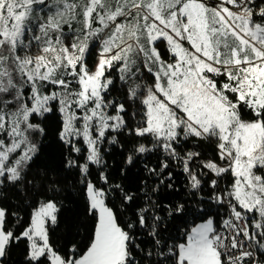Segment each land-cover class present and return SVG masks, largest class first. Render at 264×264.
<instances>
[{
  "label": "snow or ice",
  "instance_id": "obj_1",
  "mask_svg": "<svg viewBox=\"0 0 264 264\" xmlns=\"http://www.w3.org/2000/svg\"><path fill=\"white\" fill-rule=\"evenodd\" d=\"M0 264H264V0H0Z\"/></svg>",
  "mask_w": 264,
  "mask_h": 264
},
{
  "label": "trees",
  "instance_id": "obj_2",
  "mask_svg": "<svg viewBox=\"0 0 264 264\" xmlns=\"http://www.w3.org/2000/svg\"><path fill=\"white\" fill-rule=\"evenodd\" d=\"M55 128H56V124H55V118H52L50 121V136H49V142L47 143V147L44 149L45 152V157L48 161L50 162H55L56 160L59 159L60 156V145L58 144L56 138H55ZM203 150L206 152V154L208 156H213L215 155L214 152V148L212 145H208V144H204L203 145ZM106 159L108 160L109 164H113L114 162L111 159H108V157H106ZM156 162V157L152 156L151 157V161H150V166L153 165ZM135 179L134 176H130V180ZM182 179V177L180 178ZM178 186L181 187V191L179 193H173L170 198H175V197H179V196H184V190H183V186L180 185V181H177ZM67 205V202H65ZM70 207H74V208H79L78 205H69ZM80 236H77L76 239L80 240L85 238V228L83 226L80 227ZM62 242V241H61Z\"/></svg>",
  "mask_w": 264,
  "mask_h": 264
}]
</instances>
